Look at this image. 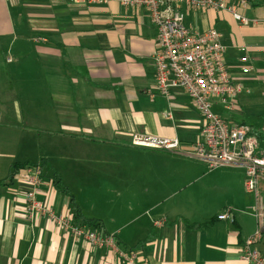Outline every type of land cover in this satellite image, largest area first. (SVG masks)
<instances>
[{
  "label": "crops",
  "instance_id": "obj_1",
  "mask_svg": "<svg viewBox=\"0 0 264 264\" xmlns=\"http://www.w3.org/2000/svg\"><path fill=\"white\" fill-rule=\"evenodd\" d=\"M241 12L263 21L264 0H248ZM184 23L196 32L215 29L232 76L262 85L261 23L243 26L226 11L201 9L186 10ZM158 50L157 29L142 8L0 0V264H252L242 259L255 230L244 171L222 166L214 174L179 154L200 139L201 119L180 90L168 98L154 90ZM244 56L250 72L242 75ZM136 132L177 137L179 153L133 147ZM29 159L44 164L38 199L72 216L52 184L55 173L81 216L99 225L73 221L113 235V248L92 247L40 215L28 219L24 167L10 174ZM70 173L84 177L79 191ZM199 185V197H178ZM84 188L88 200L79 197ZM224 211L231 220L217 219ZM253 248L264 257V234Z\"/></svg>",
  "mask_w": 264,
  "mask_h": 264
},
{
  "label": "built area",
  "instance_id": "obj_2",
  "mask_svg": "<svg viewBox=\"0 0 264 264\" xmlns=\"http://www.w3.org/2000/svg\"><path fill=\"white\" fill-rule=\"evenodd\" d=\"M10 1V0H8ZM73 4L107 5L116 3L124 8L146 10L157 29L158 52L154 56L155 88L168 98L173 90H180L193 102L201 119L200 139L191 149L179 153L177 137L155 136L136 132L130 145L136 148L179 153L204 162L210 169L221 166L239 167L244 171L243 186L252 196L250 213L255 219V230L245 240L242 259L252 264H264V257L253 248L264 234V150L250 126L233 123L214 112L215 106L232 110L243 84L230 73L226 62V48L213 28L196 32L184 23L188 9L220 10L228 12L243 26H264V20H249L242 15L248 0H70ZM240 73L248 74L247 58L241 57ZM170 117V113L166 114ZM26 186L25 207L28 219L36 215L46 218L67 235L84 240L92 247L113 248L114 236L92 231L73 221L71 215L57 214L41 196L44 177L40 164L26 165L20 175ZM218 220H231L230 213L217 215ZM131 263L134 256L123 255Z\"/></svg>",
  "mask_w": 264,
  "mask_h": 264
},
{
  "label": "rangeland",
  "instance_id": "obj_3",
  "mask_svg": "<svg viewBox=\"0 0 264 264\" xmlns=\"http://www.w3.org/2000/svg\"><path fill=\"white\" fill-rule=\"evenodd\" d=\"M188 100L190 101L191 108L196 111L193 102L190 100V98H188ZM213 110L215 113H217L223 119L230 120L233 123H245L249 126H252L254 129H257L259 131L261 130V132L263 134V138H262V141L260 142V145H261L262 149L264 150V82H262V85L258 86V87L257 86L255 87V84L253 81L248 83V84H244L243 85V91L241 94H239L237 96L235 106L232 110L223 109L221 106H215L213 108ZM30 151H31V149H30ZM35 155H36V153H35ZM87 160L91 162L94 159L89 158ZM28 161L29 162L27 165H31L30 161H32V160L29 159ZM206 166H207V171L214 172V174H216L219 171L217 168L216 169H210L207 164H206ZM218 168H220V167H218ZM90 170H92V169H90ZM93 172L95 173L94 170H93ZM85 176H87V175H85ZM210 176H212V175H209V177ZM213 176H216V175H213ZM69 177L72 179H76V184L75 185L72 184L71 186L76 191H79L83 186V184L81 183V181H82L81 178H84V177H81L80 175H78L76 177V176H74V174H71V173H70ZM93 179H95V177ZM202 182H204V180ZM201 183H200V185H201ZM200 185H199V188L197 190L195 188H184V190L178 195V197H180V196L192 197L193 193L195 194V196L193 195L194 197H196V196L199 197L200 196L199 195ZM86 191L87 190L84 188V190L80 193L81 195L79 197L81 200L82 199L83 200L89 199V194L86 193ZM76 193L78 194V192H76Z\"/></svg>",
  "mask_w": 264,
  "mask_h": 264
},
{
  "label": "trees",
  "instance_id": "obj_4",
  "mask_svg": "<svg viewBox=\"0 0 264 264\" xmlns=\"http://www.w3.org/2000/svg\"><path fill=\"white\" fill-rule=\"evenodd\" d=\"M251 132L252 134L257 138V140L259 142L262 141L263 138V134L261 131L254 129L252 126H250ZM28 163H22V164H15L14 168H13V173L10 174V177H13L16 172L19 169H22L23 167H25ZM42 168L44 169V164L42 163ZM50 177L52 178V184L54 186V188L61 194H63L67 199L68 202L70 204L71 207V213L72 216L75 219H78L82 224H85L87 226H93V227H98L99 224H96L94 222V220H87L84 219L81 214H80V209L78 207V205L75 202L74 196L73 194L70 192V190L61 182L60 177L58 175H56L55 173H49ZM209 222H205L202 224H191L190 226L194 227V228H201V227H206L208 225Z\"/></svg>",
  "mask_w": 264,
  "mask_h": 264
}]
</instances>
